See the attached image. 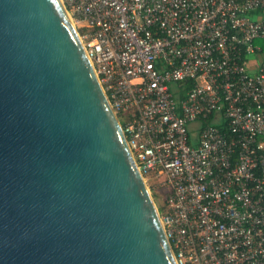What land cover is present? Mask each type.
I'll use <instances>...</instances> for the list:
<instances>
[{
    "label": "built area",
    "instance_id": "1",
    "mask_svg": "<svg viewBox=\"0 0 264 264\" xmlns=\"http://www.w3.org/2000/svg\"><path fill=\"white\" fill-rule=\"evenodd\" d=\"M60 2L175 264H264V0Z\"/></svg>",
    "mask_w": 264,
    "mask_h": 264
},
{
    "label": "water",
    "instance_id": "2",
    "mask_svg": "<svg viewBox=\"0 0 264 264\" xmlns=\"http://www.w3.org/2000/svg\"><path fill=\"white\" fill-rule=\"evenodd\" d=\"M0 264H175L60 0H0Z\"/></svg>",
    "mask_w": 264,
    "mask_h": 264
},
{
    "label": "rangeland",
    "instance_id": "3",
    "mask_svg": "<svg viewBox=\"0 0 264 264\" xmlns=\"http://www.w3.org/2000/svg\"><path fill=\"white\" fill-rule=\"evenodd\" d=\"M197 126L198 124L195 123V124H192L190 127L195 130ZM143 180L154 202L157 212H160V208H162L164 205V201H163L164 200V190L158 184L164 180V177L161 176L159 179L151 180L143 176Z\"/></svg>",
    "mask_w": 264,
    "mask_h": 264
},
{
    "label": "trees",
    "instance_id": "4",
    "mask_svg": "<svg viewBox=\"0 0 264 264\" xmlns=\"http://www.w3.org/2000/svg\"><path fill=\"white\" fill-rule=\"evenodd\" d=\"M259 44L261 46L262 53H264V43H259ZM183 86L188 89V88H190L192 86V82L191 81H188L186 83H183ZM179 98L182 99L183 98V95L180 94L179 95ZM206 123H210V124L217 125L218 128H220L221 130H224V124H216V122L214 120H212V118L211 119H207L206 121H204V124H206ZM163 209H164L163 207L160 208V212L161 213H162Z\"/></svg>",
    "mask_w": 264,
    "mask_h": 264
},
{
    "label": "crops",
    "instance_id": "5",
    "mask_svg": "<svg viewBox=\"0 0 264 264\" xmlns=\"http://www.w3.org/2000/svg\"><path fill=\"white\" fill-rule=\"evenodd\" d=\"M260 57L255 56L252 60L249 61V68L254 71L257 64L259 63Z\"/></svg>",
    "mask_w": 264,
    "mask_h": 264
}]
</instances>
